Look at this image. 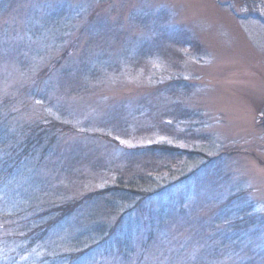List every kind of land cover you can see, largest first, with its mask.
<instances>
[{
	"label": "rangeland",
	"instance_id": "obj_1",
	"mask_svg": "<svg viewBox=\"0 0 264 264\" xmlns=\"http://www.w3.org/2000/svg\"><path fill=\"white\" fill-rule=\"evenodd\" d=\"M263 116L264 0H0V124L44 132L0 188L1 213L40 222L82 200L43 252L111 239L61 264H260L264 230L230 221L264 217ZM129 237L125 258L116 239Z\"/></svg>",
	"mask_w": 264,
	"mask_h": 264
},
{
	"label": "trees",
	"instance_id": "obj_2",
	"mask_svg": "<svg viewBox=\"0 0 264 264\" xmlns=\"http://www.w3.org/2000/svg\"><path fill=\"white\" fill-rule=\"evenodd\" d=\"M172 42H179V43H189L191 42L193 44L192 38H170ZM263 124H264V116H263ZM44 132H40V136H31L32 134H29L26 139L23 138H16L13 136V134L6 133L5 130V123L3 125L0 124V188H3L6 185L7 180L10 178L12 179L15 175H17L20 170V164L22 162L21 158L29 156L32 152L35 151V148L39 145L40 141L44 138L43 134ZM51 141V140H50ZM156 147H159L158 145H155ZM22 147V148H21ZM155 148V147H154ZM173 146L171 148H164V152L171 153L174 151ZM151 150V157L153 156H159L156 150ZM147 153V151H146ZM148 155V153H147ZM158 158V157H157ZM154 173H157L156 171H150L148 173H143L139 177L132 176L133 178L129 179V184H132V187L128 190L133 191L134 193L140 192L139 189L136 188L138 183L140 184V177L144 178L146 175H148V179L152 180L153 176L156 175ZM185 177L182 175L180 179H184ZM142 182V181H141ZM144 182V181H143ZM142 182V183H143ZM141 183V184H142ZM128 187V186H127ZM112 188V187H110ZM109 188V189H110ZM112 189H116L115 192L118 194H114L115 196H118V198L122 199L124 198L123 193H120V189L126 190L127 188L123 186L122 184L120 187H114ZM117 189H119L117 191ZM106 190L102 192H93L91 194L83 196L84 199H89L94 196V194H103ZM155 193V191H147L143 192L141 194L140 199H138L135 204H133V207H136L139 204V201H141L144 198L149 197L151 194ZM177 205L175 203L170 204L171 211L173 212L175 208H177V213H181L185 211L184 207V197L182 193L177 198ZM82 202V200H72L67 203H63L61 205L57 206H51V208L41 211L39 214L40 222L36 221L34 217H32L29 220H24L21 218H17V214H14L12 212H3L2 208L0 207V216H2L0 219H12L9 222H5L2 226L4 228L0 227V264H45V261H48L46 264H61L60 261L63 259H66L69 263L75 260H79L83 257H87L89 252L97 247L98 245H102L101 250L103 255H105L106 251L111 250V243H109L108 239H110V235L106 234L105 237H103L100 241L90 243L89 247H85L83 249H79L73 252H66L63 255H57V256H49L45 252V248H47V252L50 251L49 242L51 240L52 231L51 229L54 228L58 223L61 222V220L69 215L72 214L78 207L79 204ZM182 206L184 208H182ZM178 207H181L179 209ZM250 208H246V211L244 212V215L242 217H235L232 221H236L237 223H234L232 227L234 229H238V231H246L249 229L250 226H253L254 224L257 226V231H263L264 230V217L258 212L254 211ZM174 209V210H172ZM57 213V214H55ZM17 215V216H16ZM53 215V217H51ZM38 216V215H37ZM144 216V214H143ZM170 216V215H169ZM120 223V220H118L117 224ZM142 223V224H141ZM141 223L138 221L136 225H131V227H128V231L130 232V235H139L140 230L144 232L145 234V225L148 224V221L146 219L141 221ZM116 224V225H117ZM152 232L150 230L146 231L147 239L150 241V238L152 237ZM128 235V236H130ZM133 238V237H132ZM242 239V236H241ZM228 240V239H226ZM80 241V240H79ZM107 241V243H105ZM118 243V254L123 253V257L128 258L125 246L128 245V243L131 242V238H118L116 239ZM78 242V241H77ZM146 243V242H145ZM144 243V245H146ZM34 248V251L32 250ZM35 248H37L38 251L42 252H35ZM109 249V250H108ZM44 251V252H43ZM31 254V259L29 262H27L29 259H26L28 254ZM85 257V259H86ZM35 258V259H34ZM72 264V263H71ZM260 264H264V258L260 260Z\"/></svg>",
	"mask_w": 264,
	"mask_h": 264
}]
</instances>
